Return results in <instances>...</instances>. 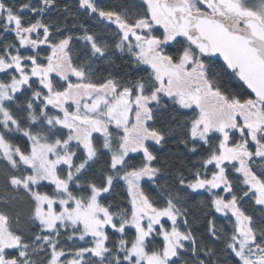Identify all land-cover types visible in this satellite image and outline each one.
<instances>
[{"label": "snow or ice", "instance_id": "snow-or-ice-1", "mask_svg": "<svg viewBox=\"0 0 264 264\" xmlns=\"http://www.w3.org/2000/svg\"><path fill=\"white\" fill-rule=\"evenodd\" d=\"M0 264H264V0H0Z\"/></svg>", "mask_w": 264, "mask_h": 264}]
</instances>
